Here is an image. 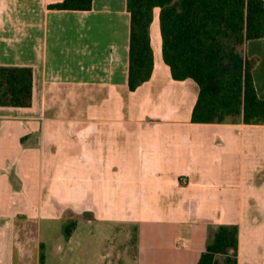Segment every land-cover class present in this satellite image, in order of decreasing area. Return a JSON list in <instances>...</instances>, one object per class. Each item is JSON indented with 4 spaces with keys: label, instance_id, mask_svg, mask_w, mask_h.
Here are the masks:
<instances>
[{
    "label": "crops",
    "instance_id": "crops-1",
    "mask_svg": "<svg viewBox=\"0 0 264 264\" xmlns=\"http://www.w3.org/2000/svg\"><path fill=\"white\" fill-rule=\"evenodd\" d=\"M62 1L0 0V66L33 74L31 106H0V264H46V237L64 259L80 225L122 231L100 264H198L219 226L238 229L237 264H264V124L192 121L199 88L164 62L159 8L152 76L130 91L127 0ZM239 51L264 99V38Z\"/></svg>",
    "mask_w": 264,
    "mask_h": 264
},
{
    "label": "trees",
    "instance_id": "trees-1",
    "mask_svg": "<svg viewBox=\"0 0 264 264\" xmlns=\"http://www.w3.org/2000/svg\"><path fill=\"white\" fill-rule=\"evenodd\" d=\"M50 8L88 11L92 0H63ZM127 8L130 91L152 76L150 26L159 8L164 62L173 79H192L199 88L192 121L240 118L245 124H264V99L254 85L253 62L239 51L249 40L264 38V0H127ZM32 83L31 68L0 66V106H31ZM73 226L64 229L66 238ZM237 253V227L219 226L198 264H218V257H224V264H237Z\"/></svg>",
    "mask_w": 264,
    "mask_h": 264
},
{
    "label": "rangeland",
    "instance_id": "rangeland-1",
    "mask_svg": "<svg viewBox=\"0 0 264 264\" xmlns=\"http://www.w3.org/2000/svg\"><path fill=\"white\" fill-rule=\"evenodd\" d=\"M69 226H70L69 224L63 225L62 231L66 228H69ZM52 227L58 229L57 225H53ZM49 229H51L50 226ZM89 229H93V234H91L90 237L88 235ZM121 232L117 233L115 227H103V226L88 227L85 225H80L75 237L66 246V249L68 250V254H66V257L64 259H59V260L57 259V254L59 251H61L59 249V246H61V244L52 241V239L49 237L45 238L46 235H44L45 238L44 242L46 244L45 255L47 258L46 264H76V262H78L79 260L76 259L77 256L73 257V252L75 253V255H77L79 251L83 252L84 243L88 245V241H90L91 263L100 264L101 262L104 263L106 260L111 261L112 260V258H110V254L112 253L111 249L114 248L116 245L121 244L119 239V234H121ZM89 238L90 240H88ZM77 241L81 243V246L78 247ZM127 249L128 252L130 253L135 250V243H133V238H131ZM123 250L124 247H122V251ZM102 256H105V260L102 259Z\"/></svg>",
    "mask_w": 264,
    "mask_h": 264
}]
</instances>
